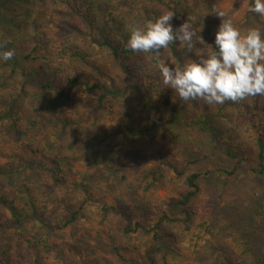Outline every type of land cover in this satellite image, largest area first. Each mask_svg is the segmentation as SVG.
I'll use <instances>...</instances> for the list:
<instances>
[{"label":"rangeland","instance_id":"1","mask_svg":"<svg viewBox=\"0 0 264 264\" xmlns=\"http://www.w3.org/2000/svg\"><path fill=\"white\" fill-rule=\"evenodd\" d=\"M3 1L0 44L7 42L3 49L15 50V56L10 60L14 74L0 88V170L7 173L0 172V197L14 202L22 221L13 223L11 212L0 204V264H123L122 257L140 264H264V214L257 213L264 203V175L244 164L235 166L222 150L229 145L255 161L248 132L235 128L236 103L186 102L158 87L146 100L131 89L114 112H96L84 93L68 102L35 83L22 89V70H36L42 80L53 77L54 86L60 87L70 75L115 84H122L125 76L114 56L74 34L72 23L79 21L75 12L54 18L58 16L51 12L60 7L59 0H9L6 6ZM217 1L242 34L256 28L253 21L248 23L246 0ZM204 8L196 13L205 16ZM217 9L208 14L215 31L221 23ZM76 50L85 51V62L72 56ZM184 56V63L191 59ZM29 97L40 105L37 111L29 107ZM257 105L256 112L264 116V96L257 97ZM217 110L225 115L212 121L219 147L197 122L202 113ZM158 114L175 116L169 124H155ZM30 121L40 130L34 139L36 155L17 140L16 131L27 132ZM122 121L133 129L154 125L149 136L133 139ZM244 146L249 149L242 150ZM52 160L58 161L65 184L52 180ZM29 163L37 164L30 168ZM172 167L183 175H174ZM219 169L233 172L225 175ZM193 172L201 175L197 196L187 207L188 215L179 208L173 215L165 205ZM81 183L108 208L105 216L96 206L82 205L86 194ZM160 211L167 218L157 227L169 242L141 232L123 234L128 223H154ZM145 251H150V260Z\"/></svg>","mask_w":264,"mask_h":264},{"label":"trees","instance_id":"2","mask_svg":"<svg viewBox=\"0 0 264 264\" xmlns=\"http://www.w3.org/2000/svg\"><path fill=\"white\" fill-rule=\"evenodd\" d=\"M32 2H39L40 0H30ZM61 5L56 7L51 13L56 20H60V14L63 15L66 11H73L78 16L79 21L73 22L71 30L74 34L81 35L88 43L101 48L102 52H106L110 56H114L119 64L122 73L125 76V81L122 84H115L111 80L107 82H101L99 80L82 79L77 75L67 76L65 79V85L54 86L53 77L48 80H42L38 76V72L35 71H21L22 82L21 87L25 86L26 83H35L42 90H52L55 93V98H62L65 101H71L72 95L77 93H84L94 102V110L100 112L108 109L110 112H114V105L124 99L130 92L131 89H135L137 92L141 93L144 100L149 99V93L156 91L158 87H161L165 92H172L173 90L166 88L162 83V77L157 68V59L151 53H135L129 50L126 45L130 36V31L135 25L143 26L147 21H155L163 12L172 11L175 16L172 19L173 28H178L182 23H184L188 17H191L194 29L199 32L204 39V44H197L198 48H203L207 52L217 50L215 48V28L212 22L209 21V13L212 12L214 8H219L224 11L227 15L229 11L222 8L217 0H198L193 3V0H59ZM9 2V0L3 1L4 6ZM254 4V0H246V5L249 7ZM205 7L207 11L205 16H201L196 13L199 7ZM65 11H63V9ZM248 11V9H247ZM249 18L248 23L252 22L255 24L256 28H263L261 17L255 13L247 12ZM241 20V19H240ZM242 23L243 21H237ZM233 23V20H232ZM235 24V21L233 25ZM235 26V25H234ZM74 36L73 34H70ZM69 37V36H68ZM65 37V40L70 41L72 39ZM195 39V38H194ZM212 45L213 49L209 48ZM83 48L80 47L79 50ZM79 50L74 51L72 56L76 58L79 62H85L86 53ZM4 51V49H0ZM188 53V54H187ZM188 55L191 59L195 60L197 57L194 52H186L185 48H180L177 43H172L165 50H161L160 59H163L171 67H182L186 56ZM11 61H4L0 59V88H4L5 84L9 80V74H14V68L10 67ZM98 71V67H94ZM174 92V91H173ZM175 93V92H174ZM248 103L242 104L236 103L238 109V121L235 124V128L242 127L243 131L248 132L251 140V148L254 150L255 161H249V159L243 156L239 150H234L229 145H224L223 149L225 154L234 161L235 166L244 164L251 172L258 175H264V116L256 112L257 110V97L249 98ZM28 105L31 109L36 110L40 108L37 107V102L33 101L30 97L28 100ZM259 107V106H258ZM175 115L170 117H163L160 114L157 116L155 122L159 124H169L173 120ZM220 110L215 113L201 114L197 122L200 124L203 131H205L211 138V140L216 143V147H219L218 143V132L214 125V117H224ZM176 117H180L176 115ZM10 123L12 126H16V121L14 116H9ZM125 125V132L131 138H145L149 136V132L154 124H149L147 126L133 129L130 127L126 121H122ZM17 140L19 142V147L31 155H36L34 147V139L36 134L40 133L39 128L36 126L34 121H30V126L27 132L20 130L16 131ZM248 150L247 146H244L242 150ZM37 163H29V167L32 168ZM52 167L49 168L51 172V178L54 182L65 184V179L61 174V169L57 160H52ZM0 165V169H2ZM172 172L176 176H182L183 172L179 171L177 168L172 167ZM3 175H6L3 170H0ZM14 171L12 170V173ZM220 173L225 175L232 174L233 171H227L225 169H219ZM12 173H8L9 175ZM152 175L153 181L157 179L154 177V172L150 173ZM200 173L193 172L185 176L183 181V188L180 189L177 196L174 199L166 203L165 206H169L174 215L175 210L179 208L184 214L188 215L187 207L197 196L199 191L197 182L200 179ZM11 182V181H8ZM12 184V182L10 183ZM81 186L86 194L85 200L82 201V205L87 203L91 206H96L102 216H105L108 208L99 199L88 194L84 184ZM0 204H3L6 209H8L13 215V223H18L22 219L16 212L14 208V202L9 199L0 197ZM164 205V203L162 202ZM80 207V206H79ZM260 215L264 214V203L260 204L258 211ZM76 214H72L70 221H73ZM167 215L160 211L157 213V220L154 223H140L138 221L132 224L128 223L123 228V234L129 236L135 232L145 233L151 235L155 240H163V242H169L170 237L159 231L158 225L160 222L164 221ZM187 218V217H186ZM262 225V224H260ZM43 242V239L37 240L36 243ZM145 257L150 260V251H145ZM123 264H140L132 259L121 258ZM152 262V261H151ZM152 264V263H150Z\"/></svg>","mask_w":264,"mask_h":264},{"label":"clouds","instance_id":"3","mask_svg":"<svg viewBox=\"0 0 264 264\" xmlns=\"http://www.w3.org/2000/svg\"><path fill=\"white\" fill-rule=\"evenodd\" d=\"M248 11L264 19V0H254ZM221 19L215 33V48L210 53L197 44L204 39L193 27L191 17L174 29L175 13L163 12L155 21L135 25L126 47L135 53H151L158 61L157 68L163 85L178 94L183 101L201 100L205 104L240 103L249 98L264 96V33L249 28L242 34L222 10H214ZM195 38V39H194ZM197 59H187L182 67H171L160 59L161 50L177 43ZM0 44V49L6 48ZM209 48L213 49L212 45ZM15 50L0 51V59L11 60Z\"/></svg>","mask_w":264,"mask_h":264}]
</instances>
